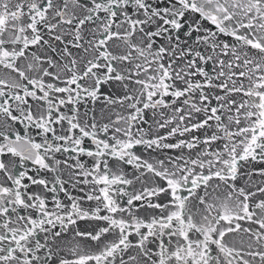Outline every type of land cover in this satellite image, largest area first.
<instances>
[{"label": "snow or ice", "instance_id": "obj_1", "mask_svg": "<svg viewBox=\"0 0 264 264\" xmlns=\"http://www.w3.org/2000/svg\"><path fill=\"white\" fill-rule=\"evenodd\" d=\"M0 264H264V0H0Z\"/></svg>", "mask_w": 264, "mask_h": 264}]
</instances>
